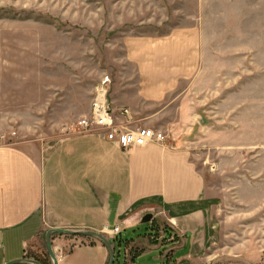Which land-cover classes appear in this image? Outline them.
<instances>
[{
    "label": "rangeland",
    "instance_id": "rangeland-1",
    "mask_svg": "<svg viewBox=\"0 0 264 264\" xmlns=\"http://www.w3.org/2000/svg\"><path fill=\"white\" fill-rule=\"evenodd\" d=\"M181 30L193 32L199 64L183 89L201 92L187 139L213 196L204 264H264V0H0V137L72 135L102 78L109 103L115 81L133 80V39ZM124 249L116 244L114 264Z\"/></svg>",
    "mask_w": 264,
    "mask_h": 264
},
{
    "label": "crops",
    "instance_id": "crops-1",
    "mask_svg": "<svg viewBox=\"0 0 264 264\" xmlns=\"http://www.w3.org/2000/svg\"><path fill=\"white\" fill-rule=\"evenodd\" d=\"M190 34L133 39V80L112 87L116 115L127 109L134 126L164 135L180 131L163 145L123 152L95 134L9 144L0 137V264L43 257L45 234L53 229L104 234L114 252L124 242L123 264L149 255L155 264H204L214 235L208 206L213 196L187 139L202 112L195 101L201 92L183 89L199 72ZM148 214V232L136 233ZM114 227L120 229L115 238ZM52 246L57 264L109 261L106 247L89 238L54 235Z\"/></svg>",
    "mask_w": 264,
    "mask_h": 264
},
{
    "label": "built area",
    "instance_id": "built-area-1",
    "mask_svg": "<svg viewBox=\"0 0 264 264\" xmlns=\"http://www.w3.org/2000/svg\"><path fill=\"white\" fill-rule=\"evenodd\" d=\"M110 79L104 77L95 88L90 113L79 119L73 126V133L102 135L123 152H128L149 144H161L166 136L159 131L134 126L131 114L127 109L119 110L116 115L108 100ZM120 229L114 227L110 235L115 238Z\"/></svg>",
    "mask_w": 264,
    "mask_h": 264
},
{
    "label": "water",
    "instance_id": "water-1",
    "mask_svg": "<svg viewBox=\"0 0 264 264\" xmlns=\"http://www.w3.org/2000/svg\"><path fill=\"white\" fill-rule=\"evenodd\" d=\"M151 219L152 216L150 214L146 215L142 220V224L149 223ZM54 235L67 236V237H82V238H89L95 240L100 244H102L104 247H106L109 254L108 264H114L115 262L114 247L104 234L96 233L93 231H87V230L53 229V230H48L45 234L46 253L49 257L50 264L58 263L57 257L54 253L52 246V236ZM6 264H41V263L32 259H20L13 262H8Z\"/></svg>",
    "mask_w": 264,
    "mask_h": 264
},
{
    "label": "flooded vegetation",
    "instance_id": "flooded-vegetation-1",
    "mask_svg": "<svg viewBox=\"0 0 264 264\" xmlns=\"http://www.w3.org/2000/svg\"><path fill=\"white\" fill-rule=\"evenodd\" d=\"M43 259H45V261H43L42 259H40V260L33 259V260H36V261L40 262L41 264H50V260H49V257H48L46 252H45V255H43Z\"/></svg>",
    "mask_w": 264,
    "mask_h": 264
},
{
    "label": "trees",
    "instance_id": "trees-1",
    "mask_svg": "<svg viewBox=\"0 0 264 264\" xmlns=\"http://www.w3.org/2000/svg\"><path fill=\"white\" fill-rule=\"evenodd\" d=\"M36 260H40L39 258H36Z\"/></svg>",
    "mask_w": 264,
    "mask_h": 264
}]
</instances>
